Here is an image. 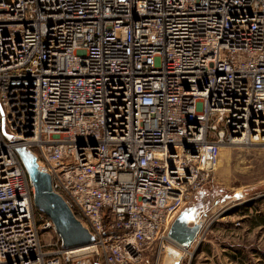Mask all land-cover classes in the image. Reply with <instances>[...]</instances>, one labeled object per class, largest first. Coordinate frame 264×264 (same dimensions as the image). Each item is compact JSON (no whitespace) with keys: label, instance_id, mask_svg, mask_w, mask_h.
Listing matches in <instances>:
<instances>
[{"label":"built area","instance_id":"built-area-1","mask_svg":"<svg viewBox=\"0 0 264 264\" xmlns=\"http://www.w3.org/2000/svg\"><path fill=\"white\" fill-rule=\"evenodd\" d=\"M256 143L264 0H0V264H161L167 247L191 264L212 220L190 247L172 222L225 145ZM23 146L94 242L63 247Z\"/></svg>","mask_w":264,"mask_h":264},{"label":"rangeland","instance_id":"rangeland-1","mask_svg":"<svg viewBox=\"0 0 264 264\" xmlns=\"http://www.w3.org/2000/svg\"><path fill=\"white\" fill-rule=\"evenodd\" d=\"M198 202L215 213L197 247L201 256L196 258V251L191 264L196 259L208 264L204 253L211 252L217 255L209 264H264V143L222 148L212 177L190 194L185 207ZM51 235L44 232L42 241L49 242ZM167 254L168 247L161 264ZM153 257L152 250L147 251L144 262L155 264Z\"/></svg>","mask_w":264,"mask_h":264},{"label":"water","instance_id":"water-1","mask_svg":"<svg viewBox=\"0 0 264 264\" xmlns=\"http://www.w3.org/2000/svg\"><path fill=\"white\" fill-rule=\"evenodd\" d=\"M13 141L18 139L13 138ZM17 151L35 187L34 203L39 211L47 214L54 222L63 247L73 248L94 242L92 233L76 217L65 198L54 191L52 176L39 164L35 152L27 146L20 147ZM199 203L184 207L178 214L167 232L171 240L186 247H190L196 241L215 213L208 210L206 204ZM76 264L93 263L90 259H82ZM170 264H181V259L174 257Z\"/></svg>","mask_w":264,"mask_h":264},{"label":"crops","instance_id":"crops-1","mask_svg":"<svg viewBox=\"0 0 264 264\" xmlns=\"http://www.w3.org/2000/svg\"><path fill=\"white\" fill-rule=\"evenodd\" d=\"M199 245H200V244H199ZM199 245H198V246H199ZM197 250H198V248H196V251H197ZM197 254H198V251H197V253H196V258L201 256V252L198 254V256H197ZM204 254H205V256H206V259L209 260L208 264H209V263H214L213 258L216 257V255H217L216 253L214 254V252H211V253H207V254L204 253ZM204 254H202V256H203ZM195 264H201V263L198 262L197 259H196Z\"/></svg>","mask_w":264,"mask_h":264},{"label":"bare ground","instance_id":"bare-ground-1","mask_svg":"<svg viewBox=\"0 0 264 264\" xmlns=\"http://www.w3.org/2000/svg\"><path fill=\"white\" fill-rule=\"evenodd\" d=\"M226 146H229V145H225L224 148H225ZM202 232H203V231H201V233H200L199 235H201ZM168 250H169V254L166 255L167 258H166V260H165V264H170V262H171L172 259L174 258V255H175L174 252H177V250H175V249L172 248V247H168Z\"/></svg>","mask_w":264,"mask_h":264}]
</instances>
